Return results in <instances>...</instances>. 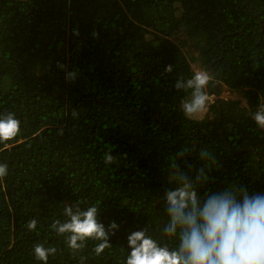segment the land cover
I'll return each mask as SVG.
<instances>
[{
  "label": "trees",
  "instance_id": "1",
  "mask_svg": "<svg viewBox=\"0 0 264 264\" xmlns=\"http://www.w3.org/2000/svg\"><path fill=\"white\" fill-rule=\"evenodd\" d=\"M197 69L212 75L209 93L218 84L219 96L227 89L240 99L185 118L188 93L173 85ZM258 103L264 0H0V113L21 122L8 148L0 144L9 168L0 264H41L38 243L57 248L48 264H122L126 230L160 224L155 197L174 164L207 165L208 189L264 190V129L250 116ZM205 149L211 159L200 161ZM77 201L99 204L105 224L121 223L100 257L89 254L91 242L71 252L49 227Z\"/></svg>",
  "mask_w": 264,
  "mask_h": 264
},
{
  "label": "clouds",
  "instance_id": "2",
  "mask_svg": "<svg viewBox=\"0 0 264 264\" xmlns=\"http://www.w3.org/2000/svg\"><path fill=\"white\" fill-rule=\"evenodd\" d=\"M172 70V65L164 69L167 73ZM77 77V71L66 73L68 80ZM211 80L212 75L205 70H195L190 78L175 80L173 87L188 93L179 105L185 118L196 119L207 111ZM250 116L258 128L264 129V103H258ZM20 123L14 113H0V144L4 148L20 132ZM187 151L183 149L177 155ZM198 159L209 161L208 150H201ZM104 160L111 164L114 157L105 153ZM8 175L7 163H0V182ZM208 183L207 165L187 169L172 165L155 197L160 224L155 230L144 223L126 230L125 244L118 246L122 264H264V190H251L245 184L208 189ZM101 213L97 203L83 207L79 201L68 203L63 208V219H55L49 227L64 238L71 252L91 242L89 254L100 257L114 247L111 237L121 230L116 219L105 224ZM37 224L32 219L27 228L34 231ZM32 254L41 264H48L57 248L38 243Z\"/></svg>",
  "mask_w": 264,
  "mask_h": 264
},
{
  "label": "rangeland",
  "instance_id": "3",
  "mask_svg": "<svg viewBox=\"0 0 264 264\" xmlns=\"http://www.w3.org/2000/svg\"><path fill=\"white\" fill-rule=\"evenodd\" d=\"M174 48H175L176 51H182L183 52L182 47L178 44V42L176 40L174 41ZM197 70H199V69H197ZM209 94H210V97H211V102L210 103H213L217 99H224V100H228V99L238 100V99H240V97L236 93L230 92L227 89H224L222 91V93L220 94L219 98L216 95H212L211 92ZM206 113H207V111L204 112L201 115H205Z\"/></svg>",
  "mask_w": 264,
  "mask_h": 264
},
{
  "label": "water",
  "instance_id": "4",
  "mask_svg": "<svg viewBox=\"0 0 264 264\" xmlns=\"http://www.w3.org/2000/svg\"><path fill=\"white\" fill-rule=\"evenodd\" d=\"M215 90H216V95L218 97L219 96V85L218 84L215 85ZM218 101H220V99H218Z\"/></svg>",
  "mask_w": 264,
  "mask_h": 264
}]
</instances>
